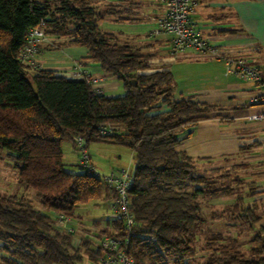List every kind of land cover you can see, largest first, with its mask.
Listing matches in <instances>:
<instances>
[{
	"label": "trees",
	"instance_id": "obj_1",
	"mask_svg": "<svg viewBox=\"0 0 264 264\" xmlns=\"http://www.w3.org/2000/svg\"><path fill=\"white\" fill-rule=\"evenodd\" d=\"M102 2L0 0V149L14 159L20 182L33 188L39 201L37 208L25 195L0 194V264H80V248L97 262L100 249L85 239L75 247L73 234L64 233L51 214L74 217L79 205L112 198L100 175L80 165L81 171H72L63 162V143L76 147V136L85 139L87 148L105 141L128 146L134 154L129 196L135 225L129 250L135 264H189L197 232L206 222L197 198L215 199L232 189L196 175L195 159L179 149L180 139L200 122L231 118L218 105L175 97L170 69H154L152 54L118 42L101 28L107 16L121 13L118 5ZM33 28L46 36L38 44L36 65L21 59ZM47 39L51 50L86 47L87 60L117 78L124 93L108 96L90 79H69L42 67L38 57ZM104 125L112 126L114 134L102 136ZM190 185L202 187L191 192ZM233 210L235 220L255 227L249 255L239 244L212 247V241L224 240L214 234L203 264H264L261 215L253 205ZM112 225L121 229L118 221ZM114 230H101L98 236Z\"/></svg>",
	"mask_w": 264,
	"mask_h": 264
},
{
	"label": "crops",
	"instance_id": "obj_2",
	"mask_svg": "<svg viewBox=\"0 0 264 264\" xmlns=\"http://www.w3.org/2000/svg\"><path fill=\"white\" fill-rule=\"evenodd\" d=\"M198 1L192 19L203 37L223 54L232 57L247 56L264 68V0ZM95 3L101 4L97 1ZM104 3L118 5L122 14L107 16L101 21V28L116 25V30L108 32L114 33L118 42L131 41V45L139 48L141 53L152 54L154 69H170L175 79V97L215 104L223 111L251 106L252 114L262 109L260 89L255 82L228 74L222 59L194 50L175 51L170 34L152 32L157 19L165 14L161 0H103L102 4ZM123 17L129 18L124 20L129 25L126 30L118 28L119 25L115 22ZM51 41L47 39L43 45L44 50L39 55L42 67L69 79H90L93 87L108 96L124 93L117 78L103 71L99 63L87 60L86 47L67 45L51 50L47 47ZM223 115L231 120L209 119L200 122L189 135L180 139L179 149L186 151L195 160H211L228 156L232 152H241L247 166L243 170L249 171L253 167L254 171V186L250 188H254V197L248 205L255 207L264 224V122L258 121L260 126L247 133V136L240 137V133L235 132L237 126L224 125H237L245 120L242 118L245 116V121H254L248 119L249 115L230 116L224 112ZM121 151L117 150L118 156H121ZM89 155L95 162L94 155ZM107 193H110L108 187ZM112 222L109 214L106 227L101 230L113 231L115 228Z\"/></svg>",
	"mask_w": 264,
	"mask_h": 264
},
{
	"label": "rangeland",
	"instance_id": "obj_3",
	"mask_svg": "<svg viewBox=\"0 0 264 264\" xmlns=\"http://www.w3.org/2000/svg\"><path fill=\"white\" fill-rule=\"evenodd\" d=\"M96 4V3H95ZM100 3H97V5ZM101 6V5H99ZM103 6V5H102ZM154 13V12H153ZM122 14V13H121ZM118 28H125L129 25L124 21L118 22ZM103 24V23H102ZM105 31L116 30V25L103 28ZM113 29V30H112ZM158 29L157 22L155 23L152 32ZM151 31V30H150ZM123 43V42H121ZM132 44L133 42H128ZM39 59V57H38ZM251 106L234 108L233 110H224V114L233 116L235 114L250 115ZM223 112H220L223 115ZM246 120V116L242 117ZM242 121L237 125H224L227 127L237 126L235 132L240 133V137L247 136L255 128L260 126V122ZM63 162L67 164L72 171L79 172V161L81 159L80 151L72 144L71 141H64L63 146ZM117 150L121 151V156H118ZM89 154L94 155V164L97 172L101 177L110 175L114 171L122 168H134V156L132 150L125 145L111 144L105 141L92 142L87 148ZM241 156V157H240ZM97 160V161H96ZM97 162V163H96ZM246 166L245 159L241 152H232L225 157H216L211 160H195V174L204 176L210 182H214L216 187L223 185L231 187L229 194L212 199L206 196H199L197 201L201 206L206 222L197 232L196 251L189 258V264H203L207 261L212 250L207 248L208 238L221 234L224 240L212 241V247H217L219 244H239L241 249L249 255L252 246L251 238L255 233V227L244 222L234 219L233 209L239 206H246L252 202L254 194L250 189L254 186L253 167L248 170H243ZM251 172V173H250ZM199 185H190L189 191L193 192ZM107 187H105V191ZM0 194H17L25 195L38 208L39 201L36 197V191L33 188H26L20 182L17 169L14 165V159L8 156L6 150L0 149ZM239 202L236 206L233 204ZM109 201L104 199H96L89 201L86 204L79 205L76 209L75 216L72 217L75 235L79 238L88 239L92 245V249L98 246L96 238L93 234L99 233L101 229L106 227V220L111 213L108 207ZM227 211V212H226ZM258 213V212H257ZM259 214V213H258ZM218 235V236H219ZM76 247V246H75ZM79 253L82 256L80 264H96L89 258L85 248H80Z\"/></svg>",
	"mask_w": 264,
	"mask_h": 264
},
{
	"label": "built area",
	"instance_id": "obj_4",
	"mask_svg": "<svg viewBox=\"0 0 264 264\" xmlns=\"http://www.w3.org/2000/svg\"><path fill=\"white\" fill-rule=\"evenodd\" d=\"M165 7V14L157 19L158 29L155 34L166 33L172 36L173 49L175 51L194 50L213 58L222 59L225 64V71L237 78L250 80L257 84L260 89L259 99L262 102V109L248 116L250 121L264 122V68L254 63L247 56L232 57L225 55L219 48L205 39L200 28L193 21L192 17L198 7V0H161ZM46 40L41 28H33L29 31L27 44L21 52V59L28 64H35V54L38 52V44ZM100 91L98 88H96ZM99 133L102 136L114 134V128L109 125L100 127ZM77 149L81 153L79 165L84 169L97 175L94 164L87 151L86 141L81 136L75 137ZM111 191L112 198L109 202L112 220L121 223V229L114 230L112 234L98 236L93 234L98 242L100 254L96 264H135L134 257L130 254L129 242L132 229L135 225V218L130 210L129 191L133 183V170L122 168L102 177ZM55 223L64 233L73 234V244L78 247L82 238L75 235V227L72 217L62 212H52Z\"/></svg>",
	"mask_w": 264,
	"mask_h": 264
}]
</instances>
